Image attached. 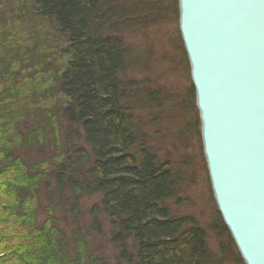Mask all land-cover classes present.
I'll return each mask as SVG.
<instances>
[{
  "label": "trees",
  "instance_id": "1",
  "mask_svg": "<svg viewBox=\"0 0 264 264\" xmlns=\"http://www.w3.org/2000/svg\"><path fill=\"white\" fill-rule=\"evenodd\" d=\"M18 10L0 0V264H99L100 236L116 264H245L217 209L214 251L204 226L168 204L185 140L206 165L195 89H169L157 42H145L147 60L136 44L179 20L178 0H31L63 39L53 67Z\"/></svg>",
  "mask_w": 264,
  "mask_h": 264
},
{
  "label": "water",
  "instance_id": "2",
  "mask_svg": "<svg viewBox=\"0 0 264 264\" xmlns=\"http://www.w3.org/2000/svg\"><path fill=\"white\" fill-rule=\"evenodd\" d=\"M213 198L245 264H264V0H178Z\"/></svg>",
  "mask_w": 264,
  "mask_h": 264
},
{
  "label": "rangeland",
  "instance_id": "3",
  "mask_svg": "<svg viewBox=\"0 0 264 264\" xmlns=\"http://www.w3.org/2000/svg\"><path fill=\"white\" fill-rule=\"evenodd\" d=\"M8 1L11 6L20 10L17 12L22 16L20 17L22 26L18 27V29L22 33L25 32L27 35L31 34L34 36L37 43L41 42L39 49L43 51L44 55L42 58L50 62L49 66L58 65V62H60L58 54H60V47L63 43L62 37L59 36L50 23L30 15L31 0H26L27 4L25 3L23 8L20 5V1L22 0ZM175 20L174 18L170 19L168 22H163L147 30L145 39L141 33L140 40L136 45L140 46L141 56L147 60L151 55L145 42H157L158 57L156 60V73L160 82H165L173 92H184L191 83L190 65L187 66L185 61L183 64L182 48L178 36V33L180 34L178 19ZM141 66L145 68L149 67L145 62H142ZM41 84L43 83L41 82ZM191 113L194 114V110L191 109ZM162 141L165 142V137H162ZM184 142H189L190 147L188 146L187 150H190L189 152L185 151L191 157L190 159L183 158L182 161L183 180L178 192L179 197L169 200L168 204H170L169 206L177 215H192L204 226L208 234L209 246L216 251L218 239L215 237V233L211 230L210 225H212V221L214 220L217 206L213 198L207 168L200 155L197 152L195 153L196 139L192 140L190 137ZM83 210L87 212L86 207ZM43 216L44 213H41L39 219ZM103 230H106V228L104 227ZM90 253L98 258L99 264H116L111 247L104 236L98 237L90 244Z\"/></svg>",
  "mask_w": 264,
  "mask_h": 264
}]
</instances>
